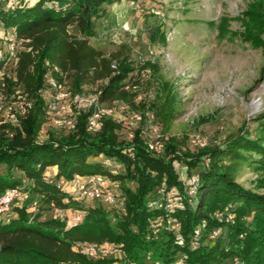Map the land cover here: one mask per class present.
Listing matches in <instances>:
<instances>
[{"label": "trees", "instance_id": "16d2710c", "mask_svg": "<svg viewBox=\"0 0 264 264\" xmlns=\"http://www.w3.org/2000/svg\"><path fill=\"white\" fill-rule=\"evenodd\" d=\"M118 1L0 0V23L5 31L11 27L23 46L16 52L14 75L2 74L0 86L4 83L9 101L29 104L17 125H0V194L14 186L29 194L0 218V264H264V194L236 179L247 164L260 171L257 185L264 188V111L254 117L260 125L255 137L244 124L220 144L186 142L182 149L164 135L158 153L148 149L142 135L144 112L137 128L126 126V138L120 136L122 123L108 116L98 131L88 132L90 107L64 134L38 139L46 119L39 93L46 62L70 77L73 91L103 81L97 89L100 102L115 99L151 109L165 130L175 118L180 101L168 81L162 83L163 97L135 103L137 90L125 89L136 85L132 62L119 51L106 54L89 43L95 19ZM226 23L222 17L219 28ZM242 24L243 39L264 47V0L247 5ZM72 26L83 36L71 34ZM5 62L0 58V72ZM50 168L55 170L46 174ZM76 174L118 181L115 204L63 190L59 181ZM48 208L54 211L49 216ZM213 232L220 233L213 237ZM104 242L114 244L117 255L93 258L80 250L84 243Z\"/></svg>", "mask_w": 264, "mask_h": 264}, {"label": "rangeland", "instance_id": "374dc122", "mask_svg": "<svg viewBox=\"0 0 264 264\" xmlns=\"http://www.w3.org/2000/svg\"><path fill=\"white\" fill-rule=\"evenodd\" d=\"M251 1L120 0L105 6L101 16L95 19L96 33L88 40L106 54L119 51L127 56L134 66L137 93L143 97L148 94L153 100L163 97L164 81L174 87L180 101L178 112L168 129L161 127V132L174 137L182 149L193 134L204 136L207 145L220 144L244 124L249 129L248 135L255 137L260 125L254 117L264 111V47H253L243 39L242 14ZM222 17H226L227 23L219 28ZM69 31L77 37L83 36L76 26ZM7 33H12L11 27ZM20 47H23L21 42ZM0 49L7 53V44L1 36ZM14 66L12 60L6 61L0 76L14 75ZM57 78L63 89L77 92L73 91L68 75ZM101 83H85L81 92L92 96ZM3 89L0 86L7 102L9 97ZM47 99L39 140L46 139L51 132L64 134L71 128L58 125L56 120L68 121L74 117V107L61 112L54 108V98ZM133 100L143 101L136 97ZM111 102L102 103L108 106ZM116 102L128 107L127 112L117 111L118 115L111 118L122 123L120 136L126 138L127 127L137 128L142 122V112L147 109ZM132 114L133 124H129L127 119ZM4 117V112H0V125L5 123ZM122 117L126 119L120 120ZM142 124V135L147 138L148 125ZM261 175L253 166L244 164L236 179L245 188L264 194V188L257 185ZM71 183L72 179L64 178L61 188L71 192ZM45 211L47 216L54 212L51 208ZM224 234L225 231L221 233Z\"/></svg>", "mask_w": 264, "mask_h": 264}, {"label": "built area", "instance_id": "2783aa9c", "mask_svg": "<svg viewBox=\"0 0 264 264\" xmlns=\"http://www.w3.org/2000/svg\"><path fill=\"white\" fill-rule=\"evenodd\" d=\"M148 1V0H147ZM2 26V23H0ZM5 39L7 44V53H4L0 49V58L6 59V61L12 60L15 64L16 62V52L18 50V44L21 40H16L14 33L8 35L7 31H4V34L1 36ZM47 65V70L44 74L43 85L39 90L40 95L44 99V101H48L47 98L55 99L54 108H58L61 112H65L66 110H70L71 107H74V117L68 121H59L56 120L58 125H66L69 128H73L76 120V115L83 109H87L92 107L91 114L89 115L86 122V129L88 132H96L101 127V120L103 117H114L117 116L118 113H125L128 111V107L124 104H120L119 102L112 101L110 105H103L97 99L98 92H95L94 95L88 96L84 95L81 91L79 92H71L63 89L58 81V76H62L63 73L61 70L54 65H49L48 62L45 63ZM57 75V76H56ZM64 76V75H63ZM1 87H4V83H1ZM125 88L127 89H135L136 85L131 84L127 85ZM148 99L151 98V94L147 95ZM143 95L137 93L136 99H142ZM29 105L24 99L12 100L4 102V98L0 93V112H4L5 117L4 121L11 123L12 125H17L19 116L24 115L26 113V106ZM58 105V106H56ZM60 112V113H61ZM144 123L148 125L149 135L147 139L148 149L154 151L156 153L160 152L163 149V137L164 134L161 132V128L157 123L155 113L151 109H147L144 112ZM126 117H122L120 120H124ZM134 115H130L128 120L129 124H133ZM129 137H132V134L129 133ZM189 140L187 141L188 145L192 147H204L207 145V139L200 134H193L189 136ZM104 163L109 165V161L105 159ZM114 172V170L112 171ZM190 183L193 184V188L189 191L190 194L194 192V186L196 183V177L193 176L190 179ZM63 184V179L59 181V185ZM72 191L76 193L83 199L87 201H101L106 203L107 205H114L116 196L119 192L120 185L116 180H112L108 175L104 174H93V175H85L72 178ZM29 197L28 192L22 186H14L6 188L0 194V218H3L9 209L13 205L19 204L22 200H25ZM36 205V202H33ZM62 216V214H60ZM79 215H75L74 218L77 219ZM216 232H213L212 236L214 237ZM177 238H181L179 234H177ZM80 250L85 252L88 256L96 258L99 256H111L117 255L118 250L114 244L110 242H104L98 245L93 243H84L80 246Z\"/></svg>", "mask_w": 264, "mask_h": 264}, {"label": "crops", "instance_id": "0c3cea01", "mask_svg": "<svg viewBox=\"0 0 264 264\" xmlns=\"http://www.w3.org/2000/svg\"><path fill=\"white\" fill-rule=\"evenodd\" d=\"M112 5V4H111ZM5 29H3V27L0 26V36H2L4 34ZM6 43V42H5ZM55 170V168H50L46 171V174H51L53 171Z\"/></svg>", "mask_w": 264, "mask_h": 264}]
</instances>
